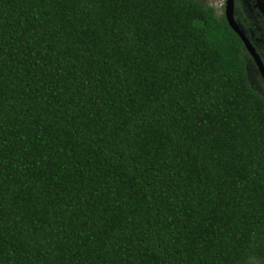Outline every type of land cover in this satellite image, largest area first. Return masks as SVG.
I'll use <instances>...</instances> for the list:
<instances>
[{
  "label": "trees",
  "instance_id": "1",
  "mask_svg": "<svg viewBox=\"0 0 264 264\" xmlns=\"http://www.w3.org/2000/svg\"><path fill=\"white\" fill-rule=\"evenodd\" d=\"M251 60L207 1L0 0V264L263 262Z\"/></svg>",
  "mask_w": 264,
  "mask_h": 264
},
{
  "label": "flooded vegetation",
  "instance_id": "2",
  "mask_svg": "<svg viewBox=\"0 0 264 264\" xmlns=\"http://www.w3.org/2000/svg\"><path fill=\"white\" fill-rule=\"evenodd\" d=\"M233 3V14L236 22L250 39L264 63V0H234ZM223 5V12L226 14L227 0L224 1ZM236 15L240 20L239 22ZM252 59L254 62L251 60L250 63L253 65V69L260 72L253 57Z\"/></svg>",
  "mask_w": 264,
  "mask_h": 264
},
{
  "label": "water",
  "instance_id": "3",
  "mask_svg": "<svg viewBox=\"0 0 264 264\" xmlns=\"http://www.w3.org/2000/svg\"><path fill=\"white\" fill-rule=\"evenodd\" d=\"M233 2H234V0H227V6H226L227 20H228L230 26L236 31V33H238V35L243 40L247 51L254 58L257 66L260 70V73L264 78V63H263L259 53L257 52L255 47L251 43L250 39L247 37L246 34H244V32L241 30L239 24L236 22L234 14H233V5H234Z\"/></svg>",
  "mask_w": 264,
  "mask_h": 264
},
{
  "label": "rangeland",
  "instance_id": "4",
  "mask_svg": "<svg viewBox=\"0 0 264 264\" xmlns=\"http://www.w3.org/2000/svg\"><path fill=\"white\" fill-rule=\"evenodd\" d=\"M201 2H209L211 3L212 5L216 6L217 7V10L220 13L223 12L224 10V1L225 0H199ZM251 71H256L254 69H252ZM250 71V73H251ZM251 75V81L256 85L257 88H261V85L263 86V83L261 82L260 78L258 77L257 73L254 72L253 74H250ZM259 264H264V261L263 262H260Z\"/></svg>",
  "mask_w": 264,
  "mask_h": 264
}]
</instances>
